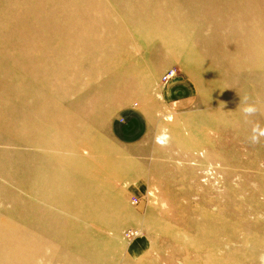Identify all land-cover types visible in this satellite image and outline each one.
Here are the masks:
<instances>
[{
    "label": "rangeland",
    "instance_id": "obj_1",
    "mask_svg": "<svg viewBox=\"0 0 264 264\" xmlns=\"http://www.w3.org/2000/svg\"><path fill=\"white\" fill-rule=\"evenodd\" d=\"M256 125L264 0H0V264H264Z\"/></svg>",
    "mask_w": 264,
    "mask_h": 264
},
{
    "label": "crops",
    "instance_id": "obj_2",
    "mask_svg": "<svg viewBox=\"0 0 264 264\" xmlns=\"http://www.w3.org/2000/svg\"><path fill=\"white\" fill-rule=\"evenodd\" d=\"M191 86L189 83H185V82H177L174 84H171L167 89H166V96L170 99V101L173 100H177L179 98H184L186 96V94L188 92H190ZM152 134L155 133H150L148 135V133H135V134H126L124 137V141L126 142V144H132L133 140L137 137V138H143L145 135L151 136ZM130 137V138H129ZM123 139V138H122ZM109 203V202H108ZM149 234V233H147ZM88 236H92V235H88ZM152 237L151 236H143L141 239H138L137 241H135L132 246L136 247V248H141L143 253L146 255H148V253L152 250Z\"/></svg>",
    "mask_w": 264,
    "mask_h": 264
},
{
    "label": "clouds",
    "instance_id": "obj_3",
    "mask_svg": "<svg viewBox=\"0 0 264 264\" xmlns=\"http://www.w3.org/2000/svg\"><path fill=\"white\" fill-rule=\"evenodd\" d=\"M243 112L246 116H250L257 112V108L254 105H249L243 109ZM257 133H259V135H264V131L259 129V125L253 128V136L251 137L253 142H258L259 140V135H257Z\"/></svg>",
    "mask_w": 264,
    "mask_h": 264
},
{
    "label": "built area",
    "instance_id": "obj_4",
    "mask_svg": "<svg viewBox=\"0 0 264 264\" xmlns=\"http://www.w3.org/2000/svg\"><path fill=\"white\" fill-rule=\"evenodd\" d=\"M174 71H172V72H170V73H168V74H166L165 76H164V81L165 82H169L170 80V78H172L173 76H174ZM134 202L136 203V200H134Z\"/></svg>",
    "mask_w": 264,
    "mask_h": 264
},
{
    "label": "bare ground",
    "instance_id": "obj_5",
    "mask_svg": "<svg viewBox=\"0 0 264 264\" xmlns=\"http://www.w3.org/2000/svg\"><path fill=\"white\" fill-rule=\"evenodd\" d=\"M96 17H97V16H96ZM97 18H98V17H97ZM90 22H91V21H90ZM93 25H94V24H93ZM93 29H94V28H92V30H93ZM93 33H95V32H93ZM93 36H94V35H93ZM90 38H91V36H90ZM91 40H92V39H91ZM95 40H96V39H95ZM93 42H94V40H93ZM91 44H92V43H91ZM98 48H100V47H98ZM87 50H88V49H87ZM90 50H91V49H90ZM98 50H99V49H98ZM46 182H47V181H45V183H44L45 185H46Z\"/></svg>",
    "mask_w": 264,
    "mask_h": 264
}]
</instances>
